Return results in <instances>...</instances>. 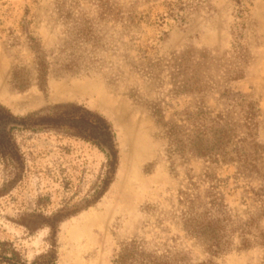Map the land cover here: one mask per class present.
<instances>
[{
	"label": "rangeland",
	"instance_id": "rangeland-1",
	"mask_svg": "<svg viewBox=\"0 0 264 264\" xmlns=\"http://www.w3.org/2000/svg\"><path fill=\"white\" fill-rule=\"evenodd\" d=\"M65 104L111 123L115 178L97 196L99 148L14 128L24 164L0 157V264L53 251L57 264H112L131 241L178 264H264V0H0V106ZM202 112L225 120L224 161L187 142V115Z\"/></svg>",
	"mask_w": 264,
	"mask_h": 264
},
{
	"label": "trees",
	"instance_id": "trees-1",
	"mask_svg": "<svg viewBox=\"0 0 264 264\" xmlns=\"http://www.w3.org/2000/svg\"><path fill=\"white\" fill-rule=\"evenodd\" d=\"M242 97L240 93H230L227 100H235V98L241 100ZM203 113L195 114V116L192 114L187 115V124L190 126L187 129L185 128V131L188 130L190 132L186 134L187 142L199 156L218 157L224 161L228 156V152L225 149L228 146L229 136L223 129L224 127L220 126V122H225V120L218 115L217 120H213L211 126H208L204 123ZM14 128H54L64 130L71 136L93 144L105 154L107 159L106 172L96 195L101 196L104 194L113 182L119 166L118 143L111 123L101 114L82 105L65 104L58 106L50 114L37 113L26 117H18L10 110L0 106V157L12 162V165L19 170L20 167H23L24 160L18 145L12 137ZM178 129H180V126L174 124L171 127V133L173 135L179 134L180 131ZM207 136L212 137L211 147L204 144V142H208ZM179 141L181 142V140ZM186 221V225L190 227L192 232L196 231L197 235H202L203 224H198L196 219L193 221L188 218ZM208 247L212 251L219 249L216 244H211ZM45 258V264H57L58 258L55 251L46 255ZM112 264L178 263L167 254L159 253L156 250H148L144 243L131 241L122 245ZM200 264L214 263L202 262Z\"/></svg>",
	"mask_w": 264,
	"mask_h": 264
}]
</instances>
